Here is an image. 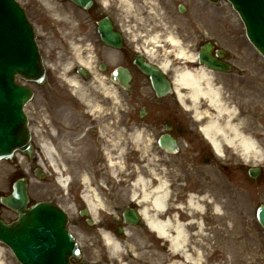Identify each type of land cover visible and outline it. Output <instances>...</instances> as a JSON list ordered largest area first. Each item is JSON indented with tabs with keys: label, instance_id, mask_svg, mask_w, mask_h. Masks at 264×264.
Here are the masks:
<instances>
[{
	"label": "rangeland",
	"instance_id": "1",
	"mask_svg": "<svg viewBox=\"0 0 264 264\" xmlns=\"http://www.w3.org/2000/svg\"><path fill=\"white\" fill-rule=\"evenodd\" d=\"M18 1L27 8L33 22L39 25L41 19H39L40 14L38 15L37 0ZM129 1L130 7L127 9L124 7L126 11L122 10L121 6H123V4L120 0H112L113 3L111 4L115 5L114 8L116 12H119L120 16L123 15L125 17L126 35L130 43H132V36L138 37V39L133 42L134 44L136 43L144 46L143 40L148 36H153V33L162 32L164 35H167V32L163 28V24L166 23L169 29H173L174 27L175 34L181 38L185 45H190V51L194 52L193 47L196 42L209 38L216 41L218 45L227 46L237 52L238 55L236 59L238 61H243V63L252 61V65L257 72L254 76L264 78V64L261 63L262 60L259 55L251 49V46L246 41L243 34V27L234 16L229 4L225 0H219L216 5L206 3L203 0ZM178 4H183L186 10L179 13L177 10ZM63 6H58V9L61 10ZM43 15L45 16V19L43 18V27L47 30L46 33L47 36H49V40H52L53 36L49 33L51 31L49 30L48 32L50 17L44 13ZM38 30L40 31V28H38ZM166 48L168 49V46H166ZM54 49L53 43L50 42V46H48V58L53 54ZM58 55L61 56L60 62H63V54L59 53ZM254 83V86L258 87L257 92H260V88L262 87L261 84H258L257 81ZM49 88L61 92L59 94L61 97L67 95L66 86L59 84L58 81L57 86L53 83ZM41 91L42 90L36 89L35 101L33 100L27 106L28 118L32 125L37 124V120L40 121L38 119L40 117L39 111H36L38 99L42 97L43 100L47 102L45 104L48 107H53V105H50V102L56 99L54 95L50 96L48 99L47 96L49 95ZM256 99L257 96H254V103L257 102ZM131 104V96L127 93L125 99V109L127 112L131 109ZM121 107L123 106L120 105V108ZM257 122L258 121L253 122L255 131L261 129ZM157 151V149H153V156H159L158 160L153 164V167L162 175L161 177L166 178L172 183V189L184 188L200 193L208 191L209 194L215 189L218 194H220L218 198L222 208L221 228L224 232L222 236L230 238L231 233H229V231L236 236V245L234 246L236 249L233 248L231 253L229 251L228 254L230 253V256L221 259V264H264V258L262 256V254H264V231L255 220L256 207L264 203V178L258 179L255 182L251 181L246 175L245 166L239 163V159L236 160L238 164L234 165L236 172L234 171V173L229 174L226 170H220L216 165L201 163L184 164L177 156L166 159ZM5 163L7 162H0L1 173L6 172L7 164ZM61 167L65 168L63 170L65 175L71 174L70 169H72V166L69 163L66 165L63 164ZM5 178V175L2 176V174H0V189H6L7 187ZM68 178H70V176H68ZM47 186L51 188L50 184ZM56 187H54L53 190L59 188L58 186ZM38 188L37 185H30L29 187V194H31V197L34 199L46 196V193L39 192ZM62 191H64L63 194L65 197L69 196V191ZM197 192L195 193L200 194ZM205 216H209V211H207ZM206 221L210 222L211 219L206 217ZM222 241L225 243L223 239ZM2 251V256L6 264H18L6 247L2 246ZM86 254L87 256H91L92 251L87 248ZM92 258H94V255Z\"/></svg>",
	"mask_w": 264,
	"mask_h": 264
},
{
	"label": "water",
	"instance_id": "2",
	"mask_svg": "<svg viewBox=\"0 0 264 264\" xmlns=\"http://www.w3.org/2000/svg\"><path fill=\"white\" fill-rule=\"evenodd\" d=\"M72 1L83 7L90 3V0ZM229 1L241 18L249 41L264 57V0ZM34 37L18 4L14 0H0V158L10 157L17 149H30L22 107L31 92L18 84L15 78L16 75L25 80L40 81L42 78ZM158 78L154 86L159 93L166 83L160 75ZM160 143L164 145L163 141ZM23 187L18 196L4 201L17 209L19 219L11 225L0 220V240L23 264H70L68 258L75 250L63 214L43 203L26 210ZM258 218L264 226V206L259 209Z\"/></svg>",
	"mask_w": 264,
	"mask_h": 264
},
{
	"label": "flooded vegetation",
	"instance_id": "3",
	"mask_svg": "<svg viewBox=\"0 0 264 264\" xmlns=\"http://www.w3.org/2000/svg\"><path fill=\"white\" fill-rule=\"evenodd\" d=\"M104 13L96 5L93 6L87 13H81L79 18L74 17L75 36L74 42H80L77 46L80 47L81 56L88 59L89 52L94 54V59L89 66L91 76L86 80L80 78L85 84H100L103 79L104 84L117 86L119 97L124 104L125 102V90L123 87H119V82L111 77L113 70L118 68H127L131 75V86L133 85V91H135V98L146 102L147 105L143 114L141 109L135 111L131 117L126 116V110L113 109L108 99H98L105 107H102L99 111L94 109L82 108L78 103H74V107L71 109H52L51 112L57 113V116L51 118V124L54 123L55 131L69 141V147L72 148V155L75 162L92 165V173L96 176H102L105 172L102 170L103 166L108 162L105 159V155H114V150L110 146L111 142L117 141L120 143L123 139L125 141L124 131L126 124L134 121L144 129V132L153 137L154 132H165L166 126L170 125L171 134L175 136H183L191 139L193 143H197V137L191 131L183 128L185 119L180 115L169 103V98L154 99L150 98L146 100L142 98L139 92L147 85L149 86L148 78L143 75L138 68L134 65L135 54L131 46L123 43L119 50H113L104 46L96 32L95 23L102 18ZM109 17H111L109 15ZM112 20V19H111ZM113 21V20H112ZM114 23V22H113ZM43 24V23H42ZM92 47L86 48V45ZM84 45V46H82ZM61 53L58 49L50 55L49 63L58 65L60 62L57 59L58 54ZM74 54L65 53V59H74ZM101 66L104 70H101ZM73 72H77L74 68ZM94 74H104L102 76H93ZM237 74H243L238 72ZM54 77L48 74L46 70V84L51 85L54 81ZM45 84V86H46ZM146 85V86H144ZM76 100V99H75ZM77 101V100H76ZM49 110V109H48ZM64 113V115H62ZM112 132H115L112 133ZM121 137V138H120ZM120 138V139H119ZM201 149L199 155L207 162L211 160L210 153L207 151L205 144H199ZM198 155V154H197ZM126 156H123L125 159ZM120 210V207H115ZM116 217L113 220L105 219L99 222V225L106 228H115ZM120 223L122 218L119 217ZM74 224L81 228V232H85L84 228H87V223L84 218L78 216L74 219ZM134 229L137 231L138 236L133 238L134 249L137 250L138 257L135 254L126 252V256L122 259V262L112 263L106 259H100L103 264H153V260L149 257L151 250H153V233H150L143 221L139 222ZM171 257H177V255H171ZM220 254L218 250L211 248L204 258L205 264H214L215 259H218Z\"/></svg>",
	"mask_w": 264,
	"mask_h": 264
},
{
	"label": "clouds",
	"instance_id": "4",
	"mask_svg": "<svg viewBox=\"0 0 264 264\" xmlns=\"http://www.w3.org/2000/svg\"><path fill=\"white\" fill-rule=\"evenodd\" d=\"M101 7L107 9L110 7V0H100ZM45 8L48 7L47 4L44 5ZM122 10L126 9L124 6H121ZM53 20H62V17L59 13H54L52 15ZM163 28L167 32L165 36L162 32H157L151 37H148L143 40V48H136V51L143 50L144 53L152 58H155L157 50H164L165 44L170 45L171 47L164 51L165 62L160 65L161 68L166 72L170 70L172 65V60L167 57L171 56L175 59L181 60L184 63L193 62L195 63L198 60V57L194 56L190 51V45L185 46L184 42L181 38L175 34L174 27L173 29H169L168 25L163 24ZM138 39L137 36H132V41L135 42ZM86 48H91L92 46L86 45ZM74 53L80 63L85 64V66H90L91 61L94 59V54L89 52L88 60L85 62L80 59L79 50L74 49ZM72 67L69 64L64 71L70 70ZM61 78H65L61 75ZM215 77L213 74L206 68H185L183 71L176 72L174 79V92L178 97V102L182 106L185 111H189L192 113V118L199 122L210 114L207 111L200 110L201 101H206L211 108L215 109L217 121L213 124V129L217 136L223 137L224 143H226L229 147L232 148L234 154L238 155L240 160L244 165H249L250 163L253 165H259L264 163V147L260 145V143L250 134H247L242 131L245 126V118H241L235 124H232V119L237 116L238 109L235 106L229 107L228 103L222 99L223 90L222 86L216 85L214 83ZM195 82V92L193 93V84ZM71 83V81H68ZM186 90V91H182ZM107 95V93H106ZM188 101V102H186ZM114 103L117 105L121 104V100L118 97L114 96ZM99 107L94 109V111H99ZM227 116V123L222 128L220 127L218 121L219 118H223ZM225 128H227L231 133V137L227 135L225 132ZM207 139L210 141L213 140L212 136H209L206 129H199ZM144 129H140L136 132V140H140L143 136ZM213 147L216 150V154L220 157L224 156V153L220 151L219 145L213 142ZM152 175L156 176V172L153 170ZM157 179L160 177L157 176ZM150 183V181L148 182ZM145 181L143 178L136 182V187L140 188L139 192L133 191L130 199L137 203L138 205L143 204V207L140 211V215L147 222L150 230L156 231L159 236L167 237V232L158 228L156 223H153V218L155 213L163 212L166 209V201L169 196V182L167 180H162L159 187L148 190L145 186ZM200 199H207L211 202V197L208 194L200 197ZM189 204L196 208L197 211L203 213L205 211L204 207L199 204H193L192 200H189ZM180 207H183L181 205ZM215 213H221V208L217 205L214 209ZM150 213L152 217L150 218ZM171 227V225H169ZM181 226L177 227L178 235L175 239H173V244L175 245L177 241L183 240V242H187V237L182 235ZM101 234L104 240V243L107 247L111 249L109 256L110 258L119 259V254L124 252L125 249L120 241L115 239V237L107 231L101 230ZM131 235V233H128ZM171 239V237H169ZM130 247H134L130 245ZM172 251H176V248H173ZM191 259V258H189ZM194 264H202L200 260L194 262Z\"/></svg>",
	"mask_w": 264,
	"mask_h": 264
},
{
	"label": "bare ground",
	"instance_id": "5",
	"mask_svg": "<svg viewBox=\"0 0 264 264\" xmlns=\"http://www.w3.org/2000/svg\"><path fill=\"white\" fill-rule=\"evenodd\" d=\"M121 3L123 4L124 7L129 8L130 7V1L129 0H120ZM148 37H151V36H148ZM147 37V38H148ZM146 39V38H145ZM168 45V44H167ZM170 46V45H169ZM171 47V46H170ZM195 56V54H193ZM150 57V56H149ZM154 59V58H153ZM169 59V58H168ZM174 60L176 62H180L181 60H178V59H175ZM86 62V61H85ZM165 62V59H162L161 62H160V65L162 63ZM190 63V62H189ZM193 63V62H191ZM67 66H64L62 68V75H64L65 78L64 81L65 83L71 88V90L77 95H79L82 99L84 100H87V96H86V93L82 91H80V89H82V84L76 79V77H68L66 76V72L64 71V69L66 68ZM200 67V66H199ZM196 67L195 68H199ZM204 68V67H203ZM163 69V68H162ZM185 69L184 68H180V69H175L174 70V74H173V84H174V79H175V74L176 72H179V71H183ZM188 69H192L191 67H188ZM70 71V70H68ZM67 71V73H69ZM68 81H71V83H69ZM102 82L100 83V85L102 86L100 88L101 92L103 94L106 95L107 93V96H110V98H113L114 99V96L116 97V94L113 90V88H111L109 85H106L104 84V81L103 79L101 80ZM193 84V93L195 92V82L193 81L192 82ZM175 87V85H174ZM79 89V90H78ZM182 91H186V90H182ZM177 96V95H176ZM177 100H178V97H177ZM188 102V101H186ZM85 103H88V102H85ZM202 104H204V108L203 109L202 107ZM229 107H232L230 104H228ZM98 106V105H97ZM200 110L203 112V111H207L210 115L205 117L204 119H202L204 121L203 125H202V128L203 129H206L207 130V133L209 136H212L213 137V140L209 141L211 142L212 146H213V142L217 143L219 145V148H220V151L223 150L224 147H228L232 150L231 147H229L226 143H224V140H223V137H220V136H217L214 129H213V124L217 121V116H216V112H215V109L211 108L210 105L206 102V101H201L200 103ZM42 113L43 115L49 119V117L47 115H45L44 111L42 110ZM238 115L235 116L231 123L232 124H235L237 121H239L238 119ZM235 120V121H234ZM247 121V120H246ZM245 121V123H246ZM220 127H224L225 124L227 123V116L223 117V118H219V121H218ZM244 129L246 130L245 133L247 134H250L252 135L250 132H249V129H247V125L244 126ZM136 131H133L132 132V136H131V140L135 142H139V141H143L142 138L143 136L141 137L140 140H136L135 137H136ZM225 132L227 133V135L229 137H231L232 133L227 129L225 128ZM43 140V141H42ZM42 140H39V145L43 151V153L45 154V156L51 158V157H54V153H53V150L51 149L49 143L43 138ZM150 141V140H148ZM117 143V141L115 142ZM119 147H117V151L122 150V146L121 144L119 143L118 145ZM138 147H139V144H138ZM149 148H150V145L147 144V152L149 151ZM214 148V147H213ZM144 149V148H143ZM150 155L149 153L146 154V156ZM47 159V158H46ZM157 160L154 156H153V159L151 157V161L153 163H155L154 161ZM52 161V160H51ZM53 162V161H52ZM151 162V163H152ZM110 164L113 166V169H115L116 171H119L123 166H125V163L121 162V160H119V163H116V161H111L110 159ZM50 166L52 167V170L54 171V173L56 174V177H55V180L56 182L58 183V185L62 188H65L67 183H68V177L64 176L61 174L63 168L61 167V165L59 164H55V163H51ZM9 170V168L6 169V171ZM155 171L156 172V176H153L152 175V171ZM153 170H150V175L153 176V183L150 184L148 183L149 180L146 179V178H143V176H138L136 177V179L133 181V186H134V189L131 191V195L133 193V191H136V190H139L140 191V188L136 187V182L138 180H140L141 178H143V180L145 181V187L148 189V190H151L153 188H156V187H159L162 180H166L162 177H160V175L158 174L157 170L153 168ZM2 171V169H1ZM4 172H2L1 174H3ZM87 175H83L81 178H82V181H83V184L85 187H87V191L85 192V194L83 195V198L84 200L87 202V206L91 212V214L93 216H96V214L98 213V210L99 208L101 207H105V204L103 203L101 197L99 196V194L97 193V190L95 189V187H93L89 181V178L86 177ZM157 176L160 177V179H157ZM171 186L169 187V196H168V199L166 201V208L167 210L166 211H163V212H158V213H155V216L153 218V223H156L158 228L162 229L163 231L167 232L168 236L165 237V236H160L161 238H163L164 240H166L165 242L168 244V252L166 250V252L169 254H181L183 258L177 256V258H179L181 260V264H185L184 263V260L188 263V264H194L195 261L197 260H201L203 258V254L201 253V250L197 247V248H194V252L190 251L192 247H190V244H191V239H192V235L190 233V230L195 226L196 230H197V233L198 234H201L202 231H203V223L201 221V219H203V216L204 214L197 211L196 208L192 207L190 204H189V200H192V203L193 204H199V205H202L204 207L205 210H207L208 208H210L211 210V215L214 219V223L216 224L215 222V215L216 213L214 212V209L217 205L220 206L221 208V205H220V200L218 198V196L220 194H218L217 190L213 189L212 192H209L208 191H203L202 193L200 192H197V193H200V194H192V193H189L188 195H186V202L184 203V206L183 207H180L177 205V208L175 210L171 209L170 212L168 213L169 211V202H171L172 198H173V193L172 191L170 190ZM172 189V188H171ZM177 190H180V192L182 191V189L180 188H177ZM139 191H136V192H139ZM205 194H208L210 197H211V202L207 199H200V197L204 196ZM140 206L143 208L145 207V205L143 204H140ZM186 210V211H185ZM190 216V218L186 221V222H183L181 220V217H186L188 215ZM203 214V215H202ZM152 217V214L150 213V218ZM148 225V224H147ZM169 225H171V227H169ZM182 225V228H181V233L182 235L186 236L187 237V242H183V240H179L177 241V243L174 245L173 244V239H175L178 235V232H177V227L178 226H181ZM214 229H216V226L214 227ZM157 235L158 233L156 231H154ZM224 232L222 231V234ZM229 233H231V236L232 237H235V234L232 233L231 231H229ZM159 236V235H158ZM200 236V235H199ZM171 237V239L169 238ZM220 237L219 234H218V238L219 239H223L224 242H229L228 238L226 237ZM218 238H216L215 240H218ZM116 239V238H115ZM201 246V244H200ZM173 248H176V251H172ZM111 251V249H110ZM192 252V253H191ZM3 251H2V248L0 247V264H6L4 259H3ZM119 256H122V253L119 254ZM164 255H161V254H158L157 255V258H155V260H159L161 257H163ZM175 258V257H174ZM191 258V259H189ZM170 264H180V262L178 263H174V262H171Z\"/></svg>",
	"mask_w": 264,
	"mask_h": 264
}]
</instances>
